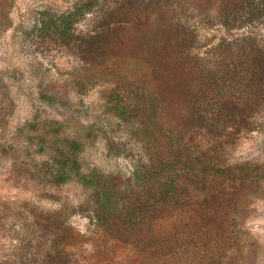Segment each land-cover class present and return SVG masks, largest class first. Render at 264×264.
Returning a JSON list of instances; mask_svg holds the SVG:
<instances>
[{"label": "trees", "instance_id": "trees-1", "mask_svg": "<svg viewBox=\"0 0 264 264\" xmlns=\"http://www.w3.org/2000/svg\"><path fill=\"white\" fill-rule=\"evenodd\" d=\"M154 2L157 18L147 24L151 34L141 54L165 92L142 72L128 78L103 68L116 55L125 25L148 22L143 0H77L66 11H39L31 26L20 29L21 38L37 48L73 49L80 65L71 79L78 92L114 84L107 103L131 122L130 132L146 157L132 179L120 182L96 170L83 172L82 145L64 139L50 182L78 178L87 195L76 205L59 200L53 210L29 208L31 221L21 227L8 254L12 258L3 264H230L237 259L239 201L263 192L264 164L222 165V157L226 145L264 128V0H177L171 17L164 13L168 0ZM183 3L197 13L184 17ZM192 17L193 27L187 25ZM87 19L91 31L76 32ZM211 20L240 34L221 39L206 56L195 52L197 23ZM165 100L171 106L166 110ZM75 215L85 216L90 233L103 235L123 256L97 245L76 254L71 248L78 236L71 223Z\"/></svg>", "mask_w": 264, "mask_h": 264}, {"label": "rangeland", "instance_id": "rangeland-1", "mask_svg": "<svg viewBox=\"0 0 264 264\" xmlns=\"http://www.w3.org/2000/svg\"><path fill=\"white\" fill-rule=\"evenodd\" d=\"M76 1L0 0V264L12 258L8 254L22 235L21 227L31 221L29 208L53 210L59 200L76 205L87 195L78 178L60 185L50 182L57 171L56 159L64 148V139H74L82 145L78 158L83 172L96 170L123 182L132 179L134 168L145 162L146 154L130 132L131 122L121 120L107 103L114 84H97L78 92L71 79L72 69L80 65L73 49L54 44L37 48L21 38L20 29L31 26L39 11H66ZM168 1L171 4L164 13L171 17L177 0ZM144 4L149 6L145 14L148 22L125 25L116 55L103 68L128 78H137L135 71L142 72L144 78L159 84L165 92L164 83L150 73L141 54L142 44L151 34L147 24L157 18V2L143 0ZM184 4V17L197 13L192 5ZM194 22V17L189 18L187 25L193 27ZM92 25L89 19L81 21L75 31L90 32ZM197 25L195 52L206 56L207 49L221 39L240 34L214 20L206 24L199 21ZM183 55L187 56V52ZM169 104L165 100L162 106L166 110ZM244 164H264V128L224 147L222 165ZM239 204V250L237 259L230 264H264V186L263 192L241 196ZM71 223L78 232L71 248L79 256L95 245L116 258L123 256V251L114 248L103 235L90 233L85 216L75 215Z\"/></svg>", "mask_w": 264, "mask_h": 264}]
</instances>
